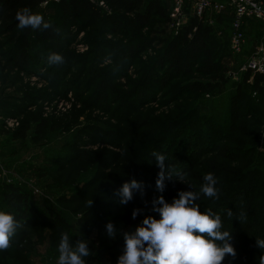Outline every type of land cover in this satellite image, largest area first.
Here are the masks:
<instances>
[{"label":"rangeland","instance_id":"374dc122","mask_svg":"<svg viewBox=\"0 0 264 264\" xmlns=\"http://www.w3.org/2000/svg\"><path fill=\"white\" fill-rule=\"evenodd\" d=\"M57 2L41 6L39 14L46 21L62 23ZM99 7L108 16L106 7ZM105 22L77 20L62 33V44L69 46L73 56L50 65L47 53L52 48L43 49L26 71L13 67L12 40L0 36V210L15 211L3 197L7 186L27 191L30 206L38 211L65 213L71 224L67 233L73 240H89L92 254L88 264H116L124 248L123 233L134 232L145 216L159 218L153 211L156 197L163 195L170 202L180 190L199 192L203 176L211 172L218 180L219 199L224 200L212 211L221 216L223 230L231 232L230 243L236 249V256L226 255L222 264H258V257L264 254L256 246V238L264 239V184L256 185L257 172L245 179L241 172L253 169L250 161L254 160L256 165L261 162L264 173V102L252 112L244 109L237 131L228 132L229 102L235 82L246 72L243 68L252 49L245 62L243 56L229 59L233 81L217 95L199 98L183 87L195 75H171L163 61L165 55L170 58L168 41L177 37L171 22L168 27L152 22L138 36L131 32L110 35L103 29ZM96 40L101 43L95 45ZM250 43L253 47L255 41ZM131 47L137 50L136 57L120 58ZM165 76L166 85L161 87L158 79L161 82ZM103 78L114 90L99 101L92 96ZM127 102L134 104L128 118L121 115ZM195 109L203 117L197 122H193ZM258 109L260 113H255ZM210 121H218L219 125H211L220 129L213 140L207 137L214 129L208 125ZM24 125L30 126L26 139L15 140L14 132ZM203 139L209 150L187 161L185 184L174 176L166 179L165 190L159 192L156 179L160 169L155 158L138 150L140 143L142 148L148 146L149 155L155 151L150 143L160 145L156 151L166 155L165 162L175 171L177 162H171L172 155L177 157L187 143ZM132 179L143 182L144 192H136L127 205H121L116 190ZM75 195H79L76 202H63ZM219 199L200 193L196 203L202 209ZM137 208L142 211L133 219L132 211ZM109 221L121 230L115 239L105 235ZM37 226L41 227L20 225L11 246L0 251V264H57L61 232H54L46 223Z\"/></svg>","mask_w":264,"mask_h":264},{"label":"trees","instance_id":"16d2710c","mask_svg":"<svg viewBox=\"0 0 264 264\" xmlns=\"http://www.w3.org/2000/svg\"><path fill=\"white\" fill-rule=\"evenodd\" d=\"M52 2H55V0H0V36H8L12 40V65L15 69L19 71L28 70L33 64L32 58L37 53L41 54L44 52L43 49L47 50L52 48L51 53L62 52L61 55L63 57H72L74 52L69 51V46L63 45L62 40L63 34L67 32V28L75 25L77 20H86L90 23H97L98 21L104 22L105 20L106 25L103 29L107 28L110 35H118L119 33L129 34L131 32L136 36L140 35L152 22L162 26L165 25L166 27L171 22V0H99L97 2H92V0H58V16L62 23L55 20L48 21L51 25L48 29H20L17 27V21L15 19L17 11L28 8L32 13L39 14L41 6L44 4L49 5ZM98 2L104 3L107 11H109L108 16L103 14V8L99 7ZM215 19L216 24L209 26L197 17H191L188 24L177 34V37L172 41H168L170 47L167 51L170 58L167 55L163 58V61L166 60V63L169 65L167 69L170 70L171 75H177V77L195 75V78L183 87L193 95L199 96V98H204L207 95L211 97L217 95L224 85L234 80L229 72V66L231 65L229 59L233 58L235 60L237 57L243 56L245 60L250 42L256 40L252 36H250V40L249 36L246 35L247 42L243 52L235 56L230 48L231 35L229 34V26L226 20L223 17H215ZM219 31L221 34H218ZM98 43L101 42L96 40L95 45ZM104 44L107 45L108 43L104 42ZM51 53L48 52L47 55ZM120 55V58L127 56L128 60L131 58L134 59L137 55V50L131 47L123 53H120ZM150 76L154 75L151 74ZM167 77L165 76L161 79V82L157 78L161 87L166 85L163 80ZM235 83L236 89L228 106L230 111L228 118L229 134L237 131L238 123L244 109L248 108L252 112L260 101L264 102V75L259 73L253 74L249 70L242 73L240 80ZM112 87L107 79L103 78L100 80V84L93 93L92 98L98 99L99 101L106 100L108 97L107 92L114 90ZM248 100H250L249 103ZM133 106L134 104L130 102L124 104V109L121 114L122 117L127 116L128 118L132 115L134 111ZM195 111L193 122L202 120L203 117L199 115L196 109ZM255 113H260V109L255 111ZM212 123L216 125H219V123L218 121H210L208 123L210 128L213 127L214 129H211L212 132L207 137L213 140L219 135L218 132H220V129L211 125ZM133 129L136 130L135 128ZM29 130V125L21 126V128H18L14 132V139H26ZM188 132L191 133L190 130ZM149 134L151 137L153 136L151 131H149ZM193 139L196 138L194 137ZM139 140L137 139L136 141ZM144 143H147L146 140ZM140 144L142 145H140L138 150L143 149V153L153 160L154 157L147 153L149 151L148 146L142 148L144 144ZM159 146L158 144L150 143L149 148L152 147L156 151ZM208 150L209 147L206 139H203L202 142L198 140L194 144L187 143V146L185 145L182 152H178L177 157L176 154L172 155L174 157L171 162H177V170L185 173L189 170L188 163L190 162L187 161L196 159ZM250 162H252L251 165L254 168L249 171H242L241 177L245 179L247 175L259 174V176L257 175L255 177V180L258 181L256 185L260 187L264 184V177L262 176L264 173L260 169L261 162H258L257 165L254 160ZM165 164L167 165L168 162H165ZM148 165L150 164L148 163ZM136 178L141 179L140 176H136ZM239 191L241 190H238L233 196H237ZM3 197L6 203L15 210L11 213L19 220L20 225L39 229L41 226L37 225L46 223L51 226L54 232L69 233L71 224L68 218L65 217V213H62L63 211L61 210H58L56 213L38 211L35 207L30 206V197L27 191L10 185L4 191ZM78 197L79 195H75L70 200L64 198L63 202L66 204L71 201L76 202ZM222 203H224V200L219 199V201L212 202L211 205L205 206L200 210L218 209ZM234 209H237V207H234ZM233 213L235 215L234 217L238 215L235 211ZM234 217L233 221H235ZM232 225L233 223L231 227Z\"/></svg>","mask_w":264,"mask_h":264},{"label":"clouds","instance_id":"9594fccd","mask_svg":"<svg viewBox=\"0 0 264 264\" xmlns=\"http://www.w3.org/2000/svg\"><path fill=\"white\" fill-rule=\"evenodd\" d=\"M15 19L20 29L51 27L41 14L32 13L28 8L17 11ZM47 60L50 65H57L64 62V57L59 53H51ZM151 156L160 169L156 179L159 192L165 190L166 179L174 176L184 183L186 174L180 170L174 171L170 164L166 165L165 154L154 151ZM217 183V177L209 172L203 176L199 192L180 190L170 202L163 195L156 197L152 204L159 218L145 216L134 232L123 233L124 248L116 264H222L226 255L235 257L236 249L230 243L231 232L223 230L221 216L211 209L201 211L196 203L200 193L219 199ZM136 192L143 194L144 185L132 179L124 182L115 194L121 205H127ZM141 211L139 208L134 209L132 218L135 219ZM228 215H232L231 210ZM19 227V220L11 212L0 210V251L11 246ZM120 234L121 230L114 222L109 221L105 225L108 238L115 239ZM256 246L264 253V239L256 238ZM57 251V264H88L87 258L92 254L88 239L73 240L67 232L61 233ZM258 264H264V254L258 257Z\"/></svg>","mask_w":264,"mask_h":264},{"label":"built area","instance_id":"2783aa9c","mask_svg":"<svg viewBox=\"0 0 264 264\" xmlns=\"http://www.w3.org/2000/svg\"><path fill=\"white\" fill-rule=\"evenodd\" d=\"M97 1L99 0H92ZM171 2V24L177 34L188 24L191 17H197L209 26H214L215 17L229 14L232 19L230 48L233 54L243 52L247 42L246 28L253 21L261 24L264 40V0H171ZM99 5L104 6V3L100 2ZM243 70L264 75V43L257 44Z\"/></svg>","mask_w":264,"mask_h":264},{"label":"crops","instance_id":"0c3cea01","mask_svg":"<svg viewBox=\"0 0 264 264\" xmlns=\"http://www.w3.org/2000/svg\"><path fill=\"white\" fill-rule=\"evenodd\" d=\"M223 18L226 20V22L229 26V34L231 35L232 34L231 16L229 14H227L226 16H223ZM246 31H247L246 35H248L249 37L252 36V38H256L255 43L252 44L253 47H249L252 49V51H254V48L257 46V44L264 43V40L262 39V26L259 22L253 21V22L249 23L247 25ZM245 59H246V57H245ZM244 62H245V60H244Z\"/></svg>","mask_w":264,"mask_h":264}]
</instances>
